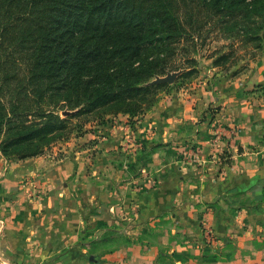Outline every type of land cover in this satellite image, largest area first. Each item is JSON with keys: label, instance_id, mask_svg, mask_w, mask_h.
I'll return each mask as SVG.
<instances>
[{"label": "crops", "instance_id": "1", "mask_svg": "<svg viewBox=\"0 0 264 264\" xmlns=\"http://www.w3.org/2000/svg\"><path fill=\"white\" fill-rule=\"evenodd\" d=\"M228 80L216 99L227 131L192 150L196 160L186 158L188 115L179 103L164 117L163 133L153 134L146 174L124 176L126 165L112 160L117 124L79 132L98 141L73 155L0 165V264H264V99L237 91L264 86V67ZM23 174L33 176L34 196L25 194ZM216 200L221 241L206 257L200 213ZM111 232L123 238L113 251L87 254ZM167 252L173 259L162 260Z\"/></svg>", "mask_w": 264, "mask_h": 264}, {"label": "trees", "instance_id": "2", "mask_svg": "<svg viewBox=\"0 0 264 264\" xmlns=\"http://www.w3.org/2000/svg\"><path fill=\"white\" fill-rule=\"evenodd\" d=\"M214 32L232 47L217 65L235 44L261 49L264 0H0V155L41 156L73 119L144 111L165 85L149 82L192 71L177 57Z\"/></svg>", "mask_w": 264, "mask_h": 264}, {"label": "rangeland", "instance_id": "3", "mask_svg": "<svg viewBox=\"0 0 264 264\" xmlns=\"http://www.w3.org/2000/svg\"><path fill=\"white\" fill-rule=\"evenodd\" d=\"M195 40L196 45H191L192 51L187 56L180 55L177 57V62L184 61V57L193 58V61L187 63L186 68H184L192 71H187L188 73L182 77L180 74L173 83H164V86L157 88L154 93L155 98L150 101L151 105L147 106L144 111L135 115L116 113L104 115L103 117L100 113H95L73 119L71 120V128L73 129L70 130V138L60 139L53 143L52 147L45 153V160L50 161L64 158V155H73V150L75 151L79 147L98 141L96 137H89L90 139L86 140L80 139L79 137L83 136L85 132L95 131L96 129L104 130L107 125L114 126L117 124L120 126L121 133L119 137L117 136L115 140L110 142V144L118 146L114 151L115 157L112 160H114L116 165H126L124 176L128 175L130 177L132 174L137 176L139 173L140 175L146 174V169L143 167L147 165V162L152 160L153 148L151 150L147 148L155 143L152 140L155 138L153 134L163 133L164 117L174 110V107H181V105H178L179 103L184 105L182 109L188 115V123H186L188 133L184 137L186 139L183 143L185 147L190 149L186 158L187 160L198 159L195 154L196 152L193 151L206 144L213 145L219 142L218 139L222 138V136L220 138L219 136L223 131H227V127L225 128L223 125H220L217 116L222 109V105L216 103L217 93L220 96L222 95L221 84L229 83L227 82L229 81L228 79L242 77L250 68H263L264 44L261 49L257 50H253L252 45L241 48L240 45L235 44L233 55L225 63L217 65L215 64L216 58L232 49L230 38L222 35L220 32H214L210 33L206 38L199 37ZM237 91L243 97H247L252 92H255V98L264 99V86L262 84H258L250 91L242 88L237 89ZM61 114L62 116H66L68 113L65 114L63 111ZM189 121L191 122L189 123ZM228 128L231 132L230 134L237 136L239 132L238 127L231 126V128ZM211 129H214L213 131L216 133L213 136L209 132H212ZM82 131L84 133L80 135L79 132ZM206 141H209V143ZM163 142L165 141L162 139V142L157 141L156 143L161 144ZM16 161L21 160H13L0 155V165H3V169H7L11 162ZM144 182L148 183L147 181ZM20 183L24 186L28 184L24 188L25 194L35 195L33 176L28 174L21 175ZM136 184L141 191L144 190V186L138 184V181ZM217 203V200L207 202L205 204L206 207L200 213L203 256L213 254L214 247L221 241V236L213 224L215 218H217ZM120 240H123V238L115 237L111 232L109 236H105L100 241H92L91 248L87 254H106L113 251L115 243H118ZM219 252L221 254L217 253L218 255L224 256L221 251ZM171 255L173 254L168 252L166 254L163 253L161 259L169 261V258L173 259Z\"/></svg>", "mask_w": 264, "mask_h": 264}, {"label": "water", "instance_id": "4", "mask_svg": "<svg viewBox=\"0 0 264 264\" xmlns=\"http://www.w3.org/2000/svg\"><path fill=\"white\" fill-rule=\"evenodd\" d=\"M182 73V70L174 71L168 73L166 76H157L154 80L149 82L150 84L154 83H173L175 79ZM69 112H65L67 114Z\"/></svg>", "mask_w": 264, "mask_h": 264}]
</instances>
